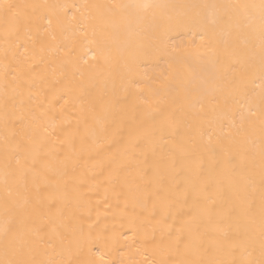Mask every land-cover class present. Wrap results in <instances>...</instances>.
Masks as SVG:
<instances>
[{"label": "bare ground", "instance_id": "6f19581e", "mask_svg": "<svg viewBox=\"0 0 264 264\" xmlns=\"http://www.w3.org/2000/svg\"><path fill=\"white\" fill-rule=\"evenodd\" d=\"M0 3L38 5L52 20L9 46L0 13V260L24 246L26 259L75 264L100 234L116 238L117 264L261 258V0ZM82 27L94 42H82ZM201 36L210 52L197 53ZM53 85L69 102L56 104L50 135L42 112ZM17 155L33 166L24 178ZM33 225L41 231L24 237ZM201 240L209 250L195 255Z\"/></svg>", "mask_w": 264, "mask_h": 264}, {"label": "snow or ice", "instance_id": "6c2138e0", "mask_svg": "<svg viewBox=\"0 0 264 264\" xmlns=\"http://www.w3.org/2000/svg\"><path fill=\"white\" fill-rule=\"evenodd\" d=\"M38 5H16L12 3H0V13L3 14V20H4V35H3V42L9 46L16 43V39L18 38L21 32L22 28L30 29L32 27H35L37 30H39L40 27H42L41 22L44 20H47L48 27L50 28L52 25V20L49 16H46L43 13H37L36 9L39 8ZM65 9L69 8V6L65 5L63 6ZM112 7L114 8H121L123 5L114 4ZM143 7H148L147 5H143ZM232 7L236 8H247V5H233ZM255 7V6H253ZM32 9L31 12L28 11V9ZM65 16L68 15V12L65 11ZM71 19L75 20V16L73 15ZM260 29H261V39L264 41V0H261L260 4ZM78 35L83 38V43H92L94 41L89 40V32L87 28H79L76 30ZM53 39L55 37L53 36ZM161 40L164 39V37L160 38ZM206 48L209 52L211 51V42L210 40H206L205 36H201V43L200 45H197V53L200 52L201 48ZM262 53H264V44H262ZM87 52L84 53L86 55ZM83 58V57H81ZM93 59H95V56H93ZM85 63L87 61L85 60ZM259 77L262 81L261 83V102L264 103V55H262L261 59V66L259 69ZM254 74L253 78L249 80V83H254ZM236 91L241 98V100L251 102V97L248 93L247 86L243 83V80L238 82ZM59 95L58 90L55 89V85H53V92L51 95V99H49L48 104L44 108L42 115L48 116L51 114V126H52V133L54 134L56 131V104L59 102V99H64L63 96H59V99L57 98ZM68 100L64 99L65 105L68 104ZM114 104L117 102H113ZM250 110V109H249ZM61 113L63 114L64 108L61 106L60 109ZM254 114V113H253ZM45 131H48V128L45 127ZM66 137H68V142H71V137L69 134H66ZM65 141H61V143H64ZM28 143L31 144V138H28ZM17 150H23L25 152H29L30 149L26 145H17ZM15 161L17 165V170L21 178H24L27 176L29 172L33 171V166L29 165L27 156L21 158L19 155L15 156ZM264 183V181H262ZM158 195V193H157ZM251 207V205H249ZM162 208L166 209L167 204L163 203ZM32 212L34 215H39V209L33 208ZM262 215H264V201H262ZM10 231H13L11 228L6 227L5 228V234L7 235ZM41 231L40 227L36 226H25L23 228V236L24 237H30L33 234H38ZM51 232L54 235H58L56 232L55 225H52ZM264 234V232H262ZM131 239V238H129ZM135 242V241H133ZM35 243H45L43 239L41 238L39 241H36ZM176 248L179 250V246L182 243V238L178 236L176 238ZM116 244V238L108 237L104 234L97 235L95 238H91L88 241H86V250H87V259L85 260H78L75 262V264H117V261L113 258H111L112 253L116 250L115 249ZM212 242H209V246H211ZM185 247L188 248L189 245L185 244ZM261 258L257 260L247 259L244 261H241V264H264V243L261 245ZM29 251H32L31 248L28 249ZM209 249L207 247H204L203 241L201 240L199 244H197L193 252L195 255H199L201 251L206 253ZM139 252V249H137ZM25 257V247H16L13 249L12 256L8 257L6 252V258L0 260V264H73L72 260L68 261H55V260H39L36 259L35 256H31V258H24ZM145 264H236V261H217L214 259H184L180 261L171 260L168 256H165V258L156 261V260H149L147 256L144 258ZM119 264H125L123 260L119 262Z\"/></svg>", "mask_w": 264, "mask_h": 264}]
</instances>
